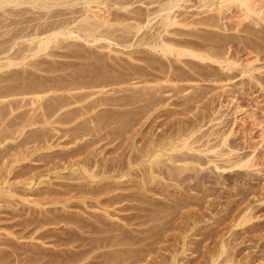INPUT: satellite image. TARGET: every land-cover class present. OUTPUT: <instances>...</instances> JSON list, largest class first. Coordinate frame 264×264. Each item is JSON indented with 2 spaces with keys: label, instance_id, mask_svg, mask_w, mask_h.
I'll return each mask as SVG.
<instances>
[{
  "label": "rangeland",
  "instance_id": "obj_1",
  "mask_svg": "<svg viewBox=\"0 0 264 264\" xmlns=\"http://www.w3.org/2000/svg\"><path fill=\"white\" fill-rule=\"evenodd\" d=\"M7 1L0 264H264V26L220 0Z\"/></svg>",
  "mask_w": 264,
  "mask_h": 264
},
{
  "label": "bare ground",
  "instance_id": "obj_2",
  "mask_svg": "<svg viewBox=\"0 0 264 264\" xmlns=\"http://www.w3.org/2000/svg\"><path fill=\"white\" fill-rule=\"evenodd\" d=\"M16 1V0H15ZM87 1V3H91V1H89V0H86ZM165 1V0H164ZM181 0H167V1H165L164 3H163V9L165 10V11H167V13H171L172 12V10L174 9V8H176V7H179V2H180ZM186 1V0H185ZM201 1H203V3L206 5V6H208V8L211 10V8L212 9H214V10H216L215 8H217V7H219V4H218V6L217 7H215L214 8V6H213V4H217L216 3V1L217 0H201ZM220 1H221V3H220ZM219 1V3H220V7L219 8H217V9H222L223 10V8H225L226 6L228 7V5H231V4H233V3H235V4H233V5H236V7H238V9L239 8H241L240 10L243 12V13H245L250 19H251V21L254 23V24H252V26L253 25H255V27L258 25V26H260V25H262V27L264 26V0H220ZM7 0H0V5H4L5 3L7 4ZM24 2H29L28 0H24ZM11 3V2H10ZM202 3V2H201ZM202 3V4H203ZM164 4H165V7H164ZM153 5V4H152ZM187 5V4H186ZM159 6V5H158ZM151 7V6H150ZM183 7V6H182ZM230 7V6H229ZM162 8V7H161ZM233 8V7H232ZM231 8V9H232ZM235 8V7H234ZM230 9V8H229ZM175 10V9H174ZM174 10H173V12H174ZM209 10V11H210ZM228 10V9H227ZM239 10V11H240ZM156 11V10H155ZM222 12V11H221ZM87 16H89V15H87ZM171 16V15H170ZM83 19V18H82ZM95 20V19H94ZM169 20V19H168ZM167 20V21H168ZM173 20V19H172ZM84 21H85V23L86 24H83L84 25V28H83V31H85V37L84 36H82V38H86L87 36H91L92 35V32H94L98 27H100L99 26V24H100V22L98 21V22H95V21H92L91 20V17H88V18H85L84 19ZM177 21V20H176ZM83 22V21H82ZM108 22V21H107ZM169 22V21H168ZM101 23H103V21L101 22ZM106 23V22H105ZM175 23H178V22H174V21H172V22H170V23H168V25L170 26V25H173V24H175ZM217 23V22H216ZM251 23V22H250ZM107 24V23H106ZM102 25H104V24H102ZM249 26V25H248ZM83 27V26H82ZM102 27V26H101ZM100 29V28H99ZM253 29V28H252ZM98 30V29H97ZM82 31V32H83ZM96 32H98V31H96ZM58 34H60V32H58V31H56V32H54L53 33V35H58ZM72 34V33H71ZM70 34V35H71ZM50 35H52V34H50ZM61 35V34H60ZM69 35V34H68ZM82 35V34H81ZM84 35V34H83ZM54 36V37H55ZM73 37H74V34H73ZM45 41H43L42 40V44H41V42H40V44L41 45H43V46H41V45H38V47L40 48V47H45V48H47L46 46V44H47V42H46V39H44ZM86 40V39H85ZM164 40V39H163ZM168 42V41H167ZM44 48V49H45ZM160 48L162 49V51H164V52H167V51H169V52H172V51H174V49H175V47H173L172 45H170V44H168V43H162V45H160ZM42 49V48H41ZM186 49V48H185ZM179 50V49H178ZM177 50H175V52H176ZM208 53V52H207ZM177 54H179V55H183V54H191V55H193V56H195V57H198V58H201V59H213V57L211 58V55L210 56H208L207 54H201V53H195V52H193V51H190V50H179V53H177ZM220 57V56H219ZM215 58H217V57H215ZM217 62V61H216ZM223 63V62H222ZM232 63V62H231ZM224 64V63H223ZM229 65V64H228ZM243 71V70H242ZM244 72V71H243ZM246 72H247V70H246ZM244 74V73H243ZM184 143V145H183V147H188V140H186V141H184L183 142ZM190 143V142H189ZM190 146V145H189ZM172 148V147H171ZM175 149V147H173L172 148V150H174ZM165 150V149H164ZM176 150V149H175ZM168 151V150H167ZM160 153H158V154H156L155 155V159H154V161H152L151 162V169L150 170H152V168H153V164H155L154 162L156 161V160H158L157 158H159L160 157ZM154 156V155H153ZM165 157V156H164ZM161 158V157H160ZM146 166V165H145ZM233 166H235V165H233ZM240 166V165H239ZM241 166H243V167H245L244 165H241ZM219 168V167H218ZM85 174H87L88 176H91L92 175V177L94 176L93 175V173L92 172H88V171H86L85 170ZM97 174V173H96ZM1 183H2V181H1ZM31 184H32V182H31ZM109 188V187H108ZM110 193V192H109ZM113 193V192H112ZM110 195V194H109ZM107 202V201H106ZM110 203V202H109ZM40 212V211H39ZM40 220V219H39ZM108 261V260H107Z\"/></svg>",
  "mask_w": 264,
  "mask_h": 264
}]
</instances>
